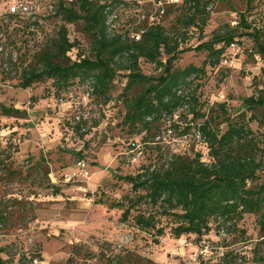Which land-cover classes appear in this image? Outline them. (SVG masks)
<instances>
[{"label":"rangeland","instance_id":"obj_1","mask_svg":"<svg viewBox=\"0 0 264 264\" xmlns=\"http://www.w3.org/2000/svg\"><path fill=\"white\" fill-rule=\"evenodd\" d=\"M160 1L130 0L128 5L117 7L108 18L109 32L132 37L150 16L170 30L175 15L183 9L182 0ZM224 1L210 0L202 34L190 28L184 47L196 46L226 23H237L230 7L239 9L242 5L239 0H233L231 6ZM37 3L38 24L19 27L8 22L0 5V101L27 109L25 118L0 115V204L6 217L0 224V258H9L11 264H69V257L73 258L70 264H112L117 255L130 252L147 261L143 264H223L224 255L231 252L241 264H264L260 258L264 243L252 214H245L236 230L228 228L229 222L220 226L212 219L211 230L202 237L186 234L178 239L168 232L171 221L162 217L160 223L167 228L158 244L131 220L119 221L121 210L109 208L108 203L129 192L130 186L115 175L137 172L140 162L157 167L165 163L171 149L162 146L158 152L135 137L138 147L129 151L133 136L121 124L124 108L119 97L126 83L124 71L115 78L107 102L92 93L89 79H76L58 93L49 80L26 89L16 86L32 55L49 41L61 22L53 10ZM166 3L175 6L159 17L158 5ZM263 18L264 0H259L248 20L260 25ZM67 27L69 38L78 40L71 57L77 52L91 55L90 39L81 24ZM242 42V46L227 50L226 61L208 67L202 80L201 100L209 105L225 102L230 115L242 110L244 97L264 87V62L257 56L247 57L244 48L250 42L247 38ZM204 57V52L186 51L174 66L200 65ZM139 66L145 74L158 73L154 64L143 59ZM32 95L39 99L29 107ZM78 122L82 124L76 132L73 128ZM251 126L259 135L264 134L263 127ZM261 146L264 149V140ZM259 175L264 180V170ZM54 186L59 192H54Z\"/></svg>","mask_w":264,"mask_h":264},{"label":"trees","instance_id":"obj_2","mask_svg":"<svg viewBox=\"0 0 264 264\" xmlns=\"http://www.w3.org/2000/svg\"><path fill=\"white\" fill-rule=\"evenodd\" d=\"M38 1L42 8L53 10L54 17L61 22L49 41L32 55L16 86L26 89L49 80L58 93L76 79L81 82L89 79L92 93L107 102L115 78L124 71L126 83L119 97L124 108L121 124L133 136L128 143L129 151L132 153L138 147L135 137L145 145H153L158 152L162 146L171 149L165 163L157 167L140 162L137 172L115 175L130 186L129 192L108 203L109 208L121 210L119 221L131 220L135 228L149 233L153 243L158 244L167 228L160 223L162 217L171 221L168 232L178 239L186 234L202 237L211 230L212 219L220 226L229 222L228 228L236 230L244 215L252 214L256 217L260 242L264 243V180L259 175L264 170L261 146L264 134L259 135L251 126L255 123L264 128V87L244 97L242 110L235 115L228 113L225 102L209 105L201 100L207 68L226 61L227 50L233 45L242 46L243 38L250 42L244 48L247 57L257 56L264 62V18L260 25L248 20L249 12L259 0H239L242 8L230 7L237 15V23L220 26L194 47L183 45L190 28L202 34L209 18L206 8L210 0H182L183 9L175 15L170 30L157 18L153 23L145 21L136 31L140 33L138 40L126 33H110L107 23L117 7L128 5L130 0ZM232 1L224 2L231 6ZM174 6L166 3L159 8L164 14ZM3 8L8 22L15 27L37 25L40 20L39 14H12ZM67 24H81L90 39L91 55L77 52L71 57L78 48V40L69 38ZM190 50L205 53L201 64L175 67L180 55ZM140 59L154 64L158 73H143ZM38 99L30 96L29 107ZM0 115L25 118L27 109L0 101ZM81 124L78 122L73 129L79 132ZM198 133L206 143L208 161L202 160ZM184 135H187L184 148L174 150L171 141ZM59 190L54 186V192ZM144 205L146 210L142 209ZM5 221L0 204V224ZM235 255L226 252L223 264H241ZM260 258L264 260V255ZM72 260L69 257L68 263ZM143 260L127 252L117 255L112 264H143ZM0 264L11 263L9 258H0Z\"/></svg>","mask_w":264,"mask_h":264},{"label":"built area","instance_id":"obj_3","mask_svg":"<svg viewBox=\"0 0 264 264\" xmlns=\"http://www.w3.org/2000/svg\"><path fill=\"white\" fill-rule=\"evenodd\" d=\"M173 0H166V2H172ZM0 3L8 10L9 13L12 14H20V15H26V14H40V7L36 1L33 0H0ZM159 4L161 1L158 2ZM50 8L51 6L48 5ZM159 7H162L161 5H158ZM163 14V9L161 8L159 11V17ZM111 16V15H110ZM155 21V18L153 16H150V23H153ZM109 22V21H108ZM107 22V23H108ZM132 38L135 40H138L140 38V33L136 32L132 34ZM2 47H0L1 49ZM187 139V135H184L180 139H173L172 146L174 147V150H179L180 147L184 148V142ZM196 139L198 141V148L202 150L203 153V161H208V151L206 147V143L204 142V139L200 136V134H196ZM132 159H136V156H133Z\"/></svg>","mask_w":264,"mask_h":264}]
</instances>
